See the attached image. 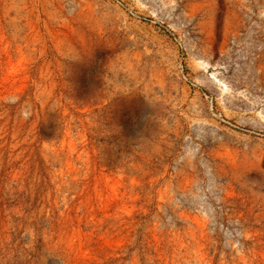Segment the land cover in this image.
<instances>
[{"label":"rangeland","instance_id":"rangeland-1","mask_svg":"<svg viewBox=\"0 0 264 264\" xmlns=\"http://www.w3.org/2000/svg\"><path fill=\"white\" fill-rule=\"evenodd\" d=\"M0 264H264V0H0Z\"/></svg>","mask_w":264,"mask_h":264}]
</instances>
